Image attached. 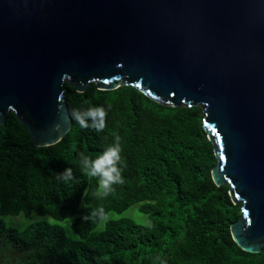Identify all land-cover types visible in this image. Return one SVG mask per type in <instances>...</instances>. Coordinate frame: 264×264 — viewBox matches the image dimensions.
<instances>
[{
  "label": "water",
  "instance_id": "obj_1",
  "mask_svg": "<svg viewBox=\"0 0 264 264\" xmlns=\"http://www.w3.org/2000/svg\"><path fill=\"white\" fill-rule=\"evenodd\" d=\"M64 82L132 85L201 107L240 216L233 241L264 246V0H0V125L12 111L36 146L71 127Z\"/></svg>",
  "mask_w": 264,
  "mask_h": 264
},
{
  "label": "trees",
  "instance_id": "obj_2",
  "mask_svg": "<svg viewBox=\"0 0 264 264\" xmlns=\"http://www.w3.org/2000/svg\"><path fill=\"white\" fill-rule=\"evenodd\" d=\"M64 90L71 127L58 142L33 144L12 111L0 125V218L20 213L31 221L18 232L0 220V238L8 242L0 264H159L156 257L165 264H264V246L247 252L231 237L240 204L211 178L216 159L200 106L166 105L132 85L92 84L79 92L64 82ZM89 105L107 110L100 132L70 115ZM116 136L125 183L97 199L95 178L81 173L79 157H95ZM66 166L71 186L56 180ZM95 207L112 214L103 227L81 219ZM131 207L151 226L125 215ZM69 217L71 231L64 227Z\"/></svg>",
  "mask_w": 264,
  "mask_h": 264
},
{
  "label": "clouds",
  "instance_id": "obj_3",
  "mask_svg": "<svg viewBox=\"0 0 264 264\" xmlns=\"http://www.w3.org/2000/svg\"><path fill=\"white\" fill-rule=\"evenodd\" d=\"M71 117L79 124L81 128H93L97 132L102 131L106 125L107 110L102 105H89L86 108H73ZM122 148L120 137L116 136L114 141L107 144L103 150L95 157L81 153L78 166L81 173L91 181L95 178L96 188L93 195L97 199H104L115 191V185H122L125 179L122 175L126 163L121 155ZM56 180L71 186L74 182L73 171L71 167H65L56 175ZM113 218L109 211L104 207L91 208L86 215H82V220H90L97 227L105 226ZM2 223L8 227L14 228L18 232L25 231L31 221L20 213H16L9 218H0ZM71 217L64 224V227L71 231ZM146 226H151L150 221H144ZM8 252V242L0 238V254L6 255ZM25 256L32 255L31 250H26ZM159 264H165L163 259L156 257ZM15 264H23V261H15Z\"/></svg>",
  "mask_w": 264,
  "mask_h": 264
},
{
  "label": "rangeland",
  "instance_id": "obj_4",
  "mask_svg": "<svg viewBox=\"0 0 264 264\" xmlns=\"http://www.w3.org/2000/svg\"><path fill=\"white\" fill-rule=\"evenodd\" d=\"M125 215L132 217L134 220H136L139 223H144V221L147 220L146 215L140 213L136 207L129 208L125 213ZM11 215H5L3 218H9Z\"/></svg>",
  "mask_w": 264,
  "mask_h": 264
}]
</instances>
